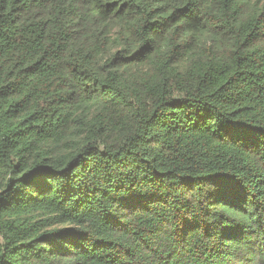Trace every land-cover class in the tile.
Masks as SVG:
<instances>
[{"label":"trees","instance_id":"16d2710c","mask_svg":"<svg viewBox=\"0 0 264 264\" xmlns=\"http://www.w3.org/2000/svg\"><path fill=\"white\" fill-rule=\"evenodd\" d=\"M0 264H264V0H0Z\"/></svg>","mask_w":264,"mask_h":264}]
</instances>
